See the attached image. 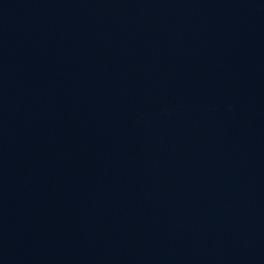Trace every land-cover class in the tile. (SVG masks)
I'll list each match as a JSON object with an SVG mask.
<instances>
[{
    "label": "water",
    "instance_id": "1",
    "mask_svg": "<svg viewBox=\"0 0 264 264\" xmlns=\"http://www.w3.org/2000/svg\"><path fill=\"white\" fill-rule=\"evenodd\" d=\"M0 264H264V0H0Z\"/></svg>",
    "mask_w": 264,
    "mask_h": 264
}]
</instances>
